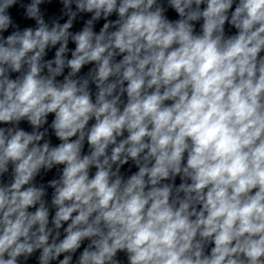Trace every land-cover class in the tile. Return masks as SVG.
Here are the masks:
<instances>
[{
  "label": "clouds",
  "instance_id": "9594fccd",
  "mask_svg": "<svg viewBox=\"0 0 264 264\" xmlns=\"http://www.w3.org/2000/svg\"><path fill=\"white\" fill-rule=\"evenodd\" d=\"M0 264H264V0H0Z\"/></svg>",
  "mask_w": 264,
  "mask_h": 264
}]
</instances>
